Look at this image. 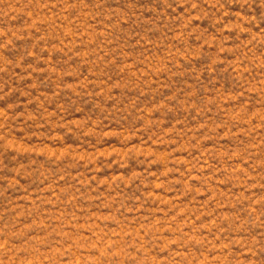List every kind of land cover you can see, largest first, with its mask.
Segmentation results:
<instances>
[{"label":"rangeland","instance_id":"rangeland-1","mask_svg":"<svg viewBox=\"0 0 264 264\" xmlns=\"http://www.w3.org/2000/svg\"><path fill=\"white\" fill-rule=\"evenodd\" d=\"M0 264H264V0H0Z\"/></svg>","mask_w":264,"mask_h":264}]
</instances>
